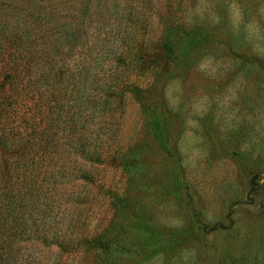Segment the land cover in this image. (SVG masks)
<instances>
[{
  "label": "rangeland",
  "instance_id": "rangeland-1",
  "mask_svg": "<svg viewBox=\"0 0 264 264\" xmlns=\"http://www.w3.org/2000/svg\"><path fill=\"white\" fill-rule=\"evenodd\" d=\"M13 1L42 13V48L72 42L54 52L61 144L78 88L85 158L103 143L59 169L61 204L5 264H264V0Z\"/></svg>",
  "mask_w": 264,
  "mask_h": 264
},
{
  "label": "trees",
  "instance_id": "trees-1",
  "mask_svg": "<svg viewBox=\"0 0 264 264\" xmlns=\"http://www.w3.org/2000/svg\"><path fill=\"white\" fill-rule=\"evenodd\" d=\"M28 16L30 23L27 24ZM42 18V13L35 18L32 9L27 10L13 0H0V260L4 264L8 243L25 234L21 229H25L23 224L27 219L39 217L40 211L46 216L53 210L54 202L61 204L56 198L57 183L61 178L59 169L64 171L70 165V156L74 157L72 161L80 159L84 162L86 144L92 137L91 133L88 136L81 132L83 122L76 116L81 115L84 108L79 104H85L82 100L85 92L78 88L72 124L76 131L66 137L64 145L59 140L58 134L67 132L71 125L66 126V121L59 117L63 107H59L55 98L54 52H60L61 46L72 42L55 37L53 44L42 48L44 42L28 32L41 25ZM47 30L45 33L50 36L52 30L50 27ZM63 35L68 36L67 33ZM43 39L47 41V37ZM73 75V80L77 79L78 85H83V80H78L82 74ZM80 92L82 95L79 96ZM94 140L95 150L87 161L96 162L101 158L98 149L103 139L97 134ZM90 182L93 184L92 178ZM27 206L29 210L26 211Z\"/></svg>",
  "mask_w": 264,
  "mask_h": 264
}]
</instances>
